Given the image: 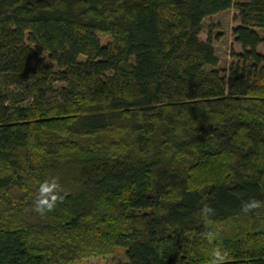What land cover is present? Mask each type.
Wrapping results in <instances>:
<instances>
[{"label": "trees", "instance_id": "obj_1", "mask_svg": "<svg viewBox=\"0 0 264 264\" xmlns=\"http://www.w3.org/2000/svg\"><path fill=\"white\" fill-rule=\"evenodd\" d=\"M233 6L0 0V264L115 247L125 264H211L217 245L229 264H264V207L241 213L264 201V0L235 5L228 71L200 39ZM53 177L63 199L41 216L33 201Z\"/></svg>", "mask_w": 264, "mask_h": 264}, {"label": "rangeland", "instance_id": "obj_2", "mask_svg": "<svg viewBox=\"0 0 264 264\" xmlns=\"http://www.w3.org/2000/svg\"><path fill=\"white\" fill-rule=\"evenodd\" d=\"M250 0H233L234 6L222 13L208 17L203 22V29L200 39L206 41L211 36L212 43L219 59L218 70L228 71L230 66L236 62L233 54L242 53V48L236 43L233 36V29L240 25L235 19L238 11L235 5L238 3L249 2ZM264 38V30H259ZM101 43L106 45L111 41V37L99 34ZM258 52L264 56V42L258 47ZM84 60L83 57H81ZM46 62L48 60L46 59ZM264 70V63L261 65ZM210 69V68H208ZM58 86H61L60 84ZM128 262L126 251L121 247H115L109 254L95 255L81 260L74 261L73 264H125Z\"/></svg>", "mask_w": 264, "mask_h": 264}, {"label": "clouds", "instance_id": "obj_3", "mask_svg": "<svg viewBox=\"0 0 264 264\" xmlns=\"http://www.w3.org/2000/svg\"><path fill=\"white\" fill-rule=\"evenodd\" d=\"M62 191L63 189L58 177L44 180L39 184L38 194L33 201L32 210L41 216L53 211L57 203L63 199L61 195ZM262 207H264V201L257 200L254 197L249 198L246 201H242L241 213L248 215ZM214 214V208L207 203L202 204L199 215L205 223H208L210 217ZM216 236L217 234L212 231L204 233V237L209 243H212L216 239ZM230 255L231 253L227 248L217 245L211 250V264H229Z\"/></svg>", "mask_w": 264, "mask_h": 264}]
</instances>
